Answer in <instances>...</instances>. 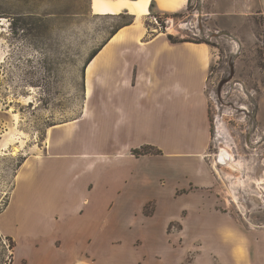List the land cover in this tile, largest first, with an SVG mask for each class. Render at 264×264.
<instances>
[{
	"label": "rangeland",
	"instance_id": "obj_1",
	"mask_svg": "<svg viewBox=\"0 0 264 264\" xmlns=\"http://www.w3.org/2000/svg\"><path fill=\"white\" fill-rule=\"evenodd\" d=\"M255 1L190 0L184 12L150 9L137 18L144 34L139 42L164 33L210 50V143L189 157L198 165L191 168L160 157L174 149L168 136L140 135L155 145L131 149L142 161L126 170L136 180L145 176L152 188L143 192L152 197L141 200L138 214L147 222L139 227L136 215L138 225L115 230L113 244L93 247L101 264H223L222 255L230 253L224 227L238 245L250 246L251 259L261 255L252 264H264V16ZM92 2L0 0V212L25 168L59 140L57 130L71 131L64 142L95 147L87 154L106 164L105 108L94 97L100 66L95 61L87 91V62L134 17L95 14ZM11 247L0 235V264L14 261ZM28 253L21 239L15 258Z\"/></svg>",
	"mask_w": 264,
	"mask_h": 264
},
{
	"label": "crops",
	"instance_id": "obj_2",
	"mask_svg": "<svg viewBox=\"0 0 264 264\" xmlns=\"http://www.w3.org/2000/svg\"><path fill=\"white\" fill-rule=\"evenodd\" d=\"M140 2L91 3L98 15L127 12L135 16L133 25L118 29L90 61L100 66L94 97L105 108L106 164L98 166L87 154L96 151L95 147L80 140L64 142L71 131L57 130L59 140L25 168L0 212V235L15 244L12 264H101L95 248L113 244L115 230L127 224H146L147 218L138 214L141 200L152 197L143 192L152 188L146 187L145 176L136 180L126 170L142 161L130 154L131 149L155 145L141 139L143 132L169 137L174 149L161 150L160 157L166 156L174 165L198 166L193 158L209 147L205 85L212 61L210 50L191 42L171 44L164 33L139 42L144 37L139 16L150 9L157 14L184 12L189 0H144V13L137 15ZM255 5L257 13L264 16V0H256ZM121 42L131 45H109ZM86 81L85 74L88 87ZM136 215L141 218L138 224ZM223 231L228 232L222 239L230 250L222 255L223 264L259 262L261 255L251 259L250 246L238 245L231 230L224 227ZM21 239L29 253L17 261Z\"/></svg>",
	"mask_w": 264,
	"mask_h": 264
},
{
	"label": "trees",
	"instance_id": "obj_3",
	"mask_svg": "<svg viewBox=\"0 0 264 264\" xmlns=\"http://www.w3.org/2000/svg\"><path fill=\"white\" fill-rule=\"evenodd\" d=\"M190 1V0H189ZM152 6V5H151ZM125 13H127V12H125ZM128 14V13H127ZM180 14H175L174 16H176V17H178ZM131 16H133V15H131ZM134 17V21H135V16H133ZM133 23V21L131 20V21H129V22H126V23H124L122 26H121V28H123V27H125V26H129V25H131ZM120 29V28H119ZM118 31V29L112 34V36L116 33ZM111 36V37H112ZM168 41H169V43H171V44H179V43H184V42H191V41H188V40H175V39H173L171 36H168ZM107 43V42H106ZM106 43L104 44V45H102V47H100L99 49H97L96 51H94L92 54H91V56H90V58H89V60H88V62H87V64L99 53V51L106 45ZM137 150H134V152L135 153H137L136 152ZM158 153H160V151H158ZM146 154V153H145ZM8 240L11 242V244H12V250L13 249H15V244H14V242L12 241V239L11 238H8ZM12 263H13V260L11 261Z\"/></svg>",
	"mask_w": 264,
	"mask_h": 264
},
{
	"label": "bare ground",
	"instance_id": "obj_4",
	"mask_svg": "<svg viewBox=\"0 0 264 264\" xmlns=\"http://www.w3.org/2000/svg\"><path fill=\"white\" fill-rule=\"evenodd\" d=\"M140 4H141V7L140 8H136V10H135V13L137 14V15H142L143 13H144V9L142 8V5L144 4V0H141V2H140ZM139 4V5H140ZM94 65H95V62H94V60L92 61V62H90V65L87 67V70H86V76H87V85H88V90L87 91H89V89H90V78H91V74H92V69H93V67H94ZM225 156V155H224ZM228 156V155H227ZM226 157V156H225ZM228 158V157H227ZM219 160L220 161H223L224 159H223V155L221 154L220 155V158H219Z\"/></svg>",
	"mask_w": 264,
	"mask_h": 264
},
{
	"label": "water",
	"instance_id": "obj_5",
	"mask_svg": "<svg viewBox=\"0 0 264 264\" xmlns=\"http://www.w3.org/2000/svg\"><path fill=\"white\" fill-rule=\"evenodd\" d=\"M224 82H225V80H224ZM223 83V82H222Z\"/></svg>",
	"mask_w": 264,
	"mask_h": 264
}]
</instances>
